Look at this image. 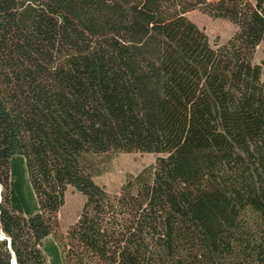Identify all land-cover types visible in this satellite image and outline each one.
Returning a JSON list of instances; mask_svg holds the SVG:
<instances>
[{
  "label": "trees",
  "instance_id": "16d2710c",
  "mask_svg": "<svg viewBox=\"0 0 264 264\" xmlns=\"http://www.w3.org/2000/svg\"><path fill=\"white\" fill-rule=\"evenodd\" d=\"M262 42L264 0H0V264H264Z\"/></svg>",
  "mask_w": 264,
  "mask_h": 264
},
{
  "label": "rangeland",
  "instance_id": "374dc122",
  "mask_svg": "<svg viewBox=\"0 0 264 264\" xmlns=\"http://www.w3.org/2000/svg\"><path fill=\"white\" fill-rule=\"evenodd\" d=\"M187 17L203 29L211 41L218 38L220 42H223L235 31L234 25L228 20L213 18L199 10L189 12ZM254 60L262 65L264 76V42L257 46ZM155 158V154L143 152H121L112 156L100 157L95 161L94 181L108 191H117L128 175H135L144 167L153 164ZM83 202L84 198L79 192L72 187L67 188L64 204L58 213L59 228L56 234L45 240V244L57 242V236L63 234L77 219ZM92 264L104 263L94 262Z\"/></svg>",
  "mask_w": 264,
  "mask_h": 264
}]
</instances>
